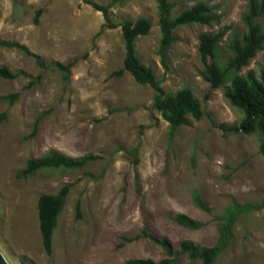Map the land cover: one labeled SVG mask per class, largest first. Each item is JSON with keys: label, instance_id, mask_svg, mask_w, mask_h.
Masks as SVG:
<instances>
[{"label": "rangeland", "instance_id": "rangeland-1", "mask_svg": "<svg viewBox=\"0 0 264 264\" xmlns=\"http://www.w3.org/2000/svg\"><path fill=\"white\" fill-rule=\"evenodd\" d=\"M170 1L172 16L192 4ZM205 1L216 7L217 21L175 27L177 40L165 51L164 67L155 0H0V41L34 54L0 43V66L20 71L14 79L0 78V98L18 92L11 105L0 99V264H125L129 258L203 264L179 252V242L212 247L223 229L230 239L213 264H264L259 134L227 129L239 124L242 112L221 86L210 87L201 77L197 52L199 33L227 27L217 52L221 62L228 57L225 41L244 29L246 0ZM138 17L147 18L150 29L136 36L134 51L151 68L160 92L140 84L125 58L121 23ZM258 22L264 24V15ZM53 62L70 63L69 72ZM263 63L261 50L239 73ZM184 88L203 113L170 127L160 114L163 95ZM49 149L96 158L78 170L16 174L26 159ZM65 183L69 192L47 252L37 198ZM194 193L205 209L193 202ZM175 213L201 226L184 227L169 218Z\"/></svg>", "mask_w": 264, "mask_h": 264}, {"label": "trees", "instance_id": "trees-1", "mask_svg": "<svg viewBox=\"0 0 264 264\" xmlns=\"http://www.w3.org/2000/svg\"><path fill=\"white\" fill-rule=\"evenodd\" d=\"M157 8V24L160 32L158 41V54L160 61L165 65V51L177 40L173 34V29L184 24H202L209 26L217 21L220 15L215 14V6L209 5L205 0H184L192 2L188 7L180 10L172 16L171 11L174 3L170 0H155ZM97 7V5H95ZM99 8V7H97ZM101 9V8H100ZM36 11L34 22H37ZM264 15V0H246L243 12L240 15L244 29L237 33L233 32L225 41L229 55L223 61H219L217 44L224 35L227 27L210 33L203 31L198 35L197 52L201 62L199 74L209 83L210 87H222L224 98L242 112V118L237 126H232L229 130H243L245 133L257 132L259 134L258 151L264 156V63L259 65L257 70L248 69L241 74L240 69L247 65L248 60L254 57L256 52L264 50V24L258 22L259 17ZM122 38L124 40L125 58L131 63V68L140 84H148L157 92H160L158 80L148 66L139 63V58L134 51V40L138 35L148 33L150 21L145 17H138L135 21H124L121 23ZM1 44L16 47L25 54L34 56L33 53L16 42H2ZM211 57V61L207 58ZM41 65L40 62H37ZM56 68L64 72H69L70 63L60 64L53 62ZM20 71H11L5 66H0V78L14 79ZM40 78L37 75L34 79ZM67 78V77H64ZM33 84L30 80L25 86ZM162 93V91H161ZM18 97V92L7 93L1 96V100L9 105L13 104ZM199 102L194 97L190 89L184 88L163 95V105L160 110L162 118L168 122L170 127L177 125H187L188 115L193 119H199L202 115ZM212 123L213 120L209 116ZM37 119L34 122V128ZM223 128V125H221ZM33 128V129H34ZM96 156L85 154L71 157L56 149H49L39 157H31L25 160L24 166L17 171L20 178L32 176L40 171L47 170H78L86 163L94 160ZM70 183L62 185L56 193H42L37 198L36 209L38 217L39 231L42 243L47 252L51 248V236L57 225V218L62 211L66 197L68 195ZM193 202L202 209H205L203 202L197 193L192 196ZM76 214H80L79 202L75 204ZM169 218L187 228H198L201 223L183 213L169 214ZM144 235L145 232L142 231ZM148 236V235H146ZM150 237V236H148ZM152 238V237H150ZM134 239V237H133ZM154 239V238H152ZM230 239L228 229L222 230V236L218 244L212 247L201 246L190 240L179 242V252L186 253L191 258L201 259L203 264H213L215 257L225 248ZM132 240V239H131ZM156 241L171 254L170 246L162 239ZM170 258H163L154 261L150 258H129L125 264H170Z\"/></svg>", "mask_w": 264, "mask_h": 264}]
</instances>
